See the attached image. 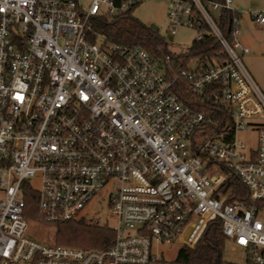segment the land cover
<instances>
[{
  "label": "built area",
  "instance_id": "1",
  "mask_svg": "<svg viewBox=\"0 0 264 264\" xmlns=\"http://www.w3.org/2000/svg\"><path fill=\"white\" fill-rule=\"evenodd\" d=\"M145 1L157 0H0V264H183L161 261L154 244L194 248L216 220L240 258L226 264H264V93L244 63L242 14L233 0H166L170 34L187 27L196 42L210 34L221 47L205 70L178 76L219 107L218 124L178 99L176 78L147 52L90 32L92 17ZM221 10L232 15L230 39ZM245 15L264 27V11ZM245 132L256 133L254 146ZM231 178L249 203L228 202L221 188ZM29 190L44 224L105 203L115 223L99 226L114 231L113 244L36 240L24 217Z\"/></svg>",
  "mask_w": 264,
  "mask_h": 264
},
{
  "label": "trees",
  "instance_id": "2",
  "mask_svg": "<svg viewBox=\"0 0 264 264\" xmlns=\"http://www.w3.org/2000/svg\"><path fill=\"white\" fill-rule=\"evenodd\" d=\"M209 1L221 3L223 0ZM217 18L221 32L230 39L232 15L226 10H221ZM88 26L91 33L104 36L110 43L139 47L147 52L167 79L176 78L172 89L180 101L193 110L211 114L214 122L218 124L224 121L225 118L217 115L221 112L219 107L198 101L192 96L186 81L178 78L180 70L189 71L187 66L191 59L198 62L196 70L193 71L198 72L205 70L220 58L221 47L210 34H204L203 39L198 42L194 41L186 53L174 56L168 51L158 31L133 17L132 10L116 16L92 17ZM221 190L222 192L231 191L229 203L250 202L247 189L235 178L227 180ZM23 199L25 219L35 218L37 216L36 193L32 190L26 191ZM52 226L56 229L54 241L62 246L105 250L113 244L115 239V233L110 227L83 226L76 221L56 223ZM223 241L220 222L216 220L208 224L194 248L180 246L174 260L183 264H221Z\"/></svg>",
  "mask_w": 264,
  "mask_h": 264
},
{
  "label": "rangeland",
  "instance_id": "3",
  "mask_svg": "<svg viewBox=\"0 0 264 264\" xmlns=\"http://www.w3.org/2000/svg\"><path fill=\"white\" fill-rule=\"evenodd\" d=\"M166 5V0L145 1L132 10V16L146 25H155L158 28L159 36L166 43L168 51L174 56H179L186 53L190 48L195 41L196 33L193 29L178 27L173 35L170 34L166 18ZM215 15L216 14H214V16ZM197 66L198 62L191 59L187 67L189 71L193 72L196 70ZM256 138V133L245 132L240 134V139L249 146H254L256 144ZM30 184L34 189L39 188L37 180H33ZM27 221V232L30 236L44 243L56 244L54 241V234L56 231L54 226L41 223L37 216ZM76 222L83 226H99V224L105 222L110 227L114 226L115 223L105 203L99 205H96V203L90 204L82 214L76 218ZM94 223H97V225H92ZM221 246V264H226L228 262L238 263V261H240L239 255L230 251V245L227 241H223ZM179 247V245L172 242L154 244V250L161 261L174 260Z\"/></svg>",
  "mask_w": 264,
  "mask_h": 264
},
{
  "label": "crops",
  "instance_id": "4",
  "mask_svg": "<svg viewBox=\"0 0 264 264\" xmlns=\"http://www.w3.org/2000/svg\"><path fill=\"white\" fill-rule=\"evenodd\" d=\"M233 7L242 14L239 38L248 49L244 63L264 93V27L253 24L245 15L250 11H264V0H233Z\"/></svg>",
  "mask_w": 264,
  "mask_h": 264
},
{
  "label": "water",
  "instance_id": "5",
  "mask_svg": "<svg viewBox=\"0 0 264 264\" xmlns=\"http://www.w3.org/2000/svg\"><path fill=\"white\" fill-rule=\"evenodd\" d=\"M150 28H152L155 31H158V28L155 25H153V24L150 25Z\"/></svg>",
  "mask_w": 264,
  "mask_h": 264
}]
</instances>
